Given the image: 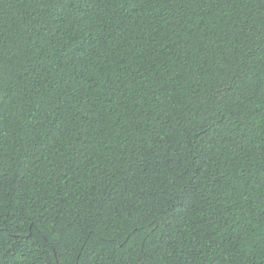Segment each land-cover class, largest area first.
<instances>
[{"label": "trees", "instance_id": "obj_1", "mask_svg": "<svg viewBox=\"0 0 264 264\" xmlns=\"http://www.w3.org/2000/svg\"><path fill=\"white\" fill-rule=\"evenodd\" d=\"M0 264H264V0H0Z\"/></svg>", "mask_w": 264, "mask_h": 264}]
</instances>
